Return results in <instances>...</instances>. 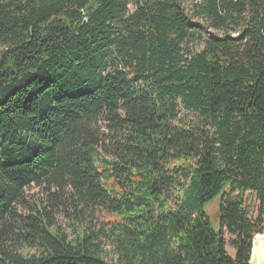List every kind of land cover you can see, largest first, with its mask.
Returning a JSON list of instances; mask_svg holds the SVG:
<instances>
[{"label":"trees","instance_id":"1","mask_svg":"<svg viewBox=\"0 0 264 264\" xmlns=\"http://www.w3.org/2000/svg\"><path fill=\"white\" fill-rule=\"evenodd\" d=\"M193 17L183 0H0V264H112L106 240L114 264H250L264 0H202Z\"/></svg>","mask_w":264,"mask_h":264},{"label":"rangeland","instance_id":"2","mask_svg":"<svg viewBox=\"0 0 264 264\" xmlns=\"http://www.w3.org/2000/svg\"><path fill=\"white\" fill-rule=\"evenodd\" d=\"M202 0H183L184 2V6L187 9L188 13H190L193 17L194 15V5L196 3H199ZM193 21L196 23H199L201 25L204 26V31H203V35L205 37L208 36L209 33H215L214 30H212L211 28H209L208 24H206V22L198 19V18H194L193 17ZM208 26V27H207ZM204 48V45L198 43L196 45V49L197 51H201ZM3 48L0 47V54H1V50ZM182 109V114H181V119H189L191 122H193L196 118L195 115H193L192 113H188L187 111H185L183 108ZM101 125L103 127L104 124L101 123ZM96 158H99L101 156L105 155L104 150H102V148H97L96 149ZM28 195L29 197H31V200H35V197H37L38 199H41L42 201H46L47 200V193L44 189L42 188H38V187H32L31 189L28 190ZM246 199H247V207L249 210V214L250 217L252 219H256L259 211H260V200L258 199V197L255 194L252 193H247L246 195ZM220 205L221 202L220 200H216L213 203L209 204L207 207V213L210 217V220L212 222V225H216V227L218 226V222H219V218H220ZM72 213V212H71ZM58 220L60 222V225L62 227V230L65 232V234H67L68 236L72 237L74 235V231H73V225H72V220L71 218L68 216V214H64L63 212H60L58 215ZM99 219H102L103 221L106 220V216L104 214H101L98 216ZM224 235H225V239H226V249L228 251V253L235 257L236 251L235 249L232 247L231 245V240H233L235 238V236L231 235L227 229H224ZM262 237H260L261 239ZM105 248L110 252V259H111V263L114 264L117 262V256L116 253L113 251V245L109 240L105 241Z\"/></svg>","mask_w":264,"mask_h":264},{"label":"water","instance_id":"3","mask_svg":"<svg viewBox=\"0 0 264 264\" xmlns=\"http://www.w3.org/2000/svg\"><path fill=\"white\" fill-rule=\"evenodd\" d=\"M250 264H264V232L254 238Z\"/></svg>","mask_w":264,"mask_h":264},{"label":"bare ground","instance_id":"4","mask_svg":"<svg viewBox=\"0 0 264 264\" xmlns=\"http://www.w3.org/2000/svg\"><path fill=\"white\" fill-rule=\"evenodd\" d=\"M262 239V238H261Z\"/></svg>","mask_w":264,"mask_h":264}]
</instances>
